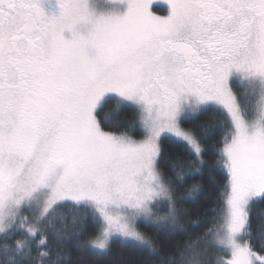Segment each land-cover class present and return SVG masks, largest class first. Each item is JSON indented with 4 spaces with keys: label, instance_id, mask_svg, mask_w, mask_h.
<instances>
[{
    "label": "snow or ice",
    "instance_id": "6c2138e0",
    "mask_svg": "<svg viewBox=\"0 0 264 264\" xmlns=\"http://www.w3.org/2000/svg\"><path fill=\"white\" fill-rule=\"evenodd\" d=\"M165 2L166 15L154 0L98 15L56 0L49 15L44 0H0V264H65L69 246L104 253L114 238L160 264H264L246 243L264 249V208L250 219L264 204V0ZM127 110L143 139L105 130ZM205 172L218 227L203 248L231 259L191 242L161 256L137 222L186 232L177 206Z\"/></svg>",
    "mask_w": 264,
    "mask_h": 264
},
{
    "label": "trees",
    "instance_id": "16d2710c",
    "mask_svg": "<svg viewBox=\"0 0 264 264\" xmlns=\"http://www.w3.org/2000/svg\"><path fill=\"white\" fill-rule=\"evenodd\" d=\"M109 107H111V105H109ZM133 116L134 114L131 110L123 111L119 116L121 127L116 129L105 128V130L113 131L117 135L126 134L132 139H142L143 134L141 124L138 121L133 126H129L128 124V121L132 120ZM206 118V114H202L199 117L194 118L191 123H199L204 121ZM215 139L218 140L219 136L217 135ZM162 148L165 150L166 158L161 166L165 171H167V156L171 155V150L169 149L167 142L163 141V139ZM208 158H211L210 155ZM201 179L203 191L194 199H189L185 203L177 206L180 212V219L184 223L186 232H176L169 235L171 232L170 228L154 230L145 223L138 222L140 232L145 234L146 238H149L162 246L161 256L174 255L177 251V245L183 246L188 242L193 244L200 243L202 246L201 250L203 252L205 233H211L207 236V241L214 236L218 225L213 223L212 215L210 213L206 214L205 210L210 207H214V205L211 204L209 194L211 193L214 195L216 188L213 185V182L209 179L207 172H205L203 178L198 175L187 178V183L184 185V188L187 189L197 181H201ZM216 182L218 185H222L224 183L223 177L217 174ZM261 208H264V204H257L255 206V212L250 214V219L254 229L258 223L257 213ZM185 211L187 214H185ZM159 214L163 216L166 215V212L162 209ZM189 221L191 223H188ZM193 225H198V227H193ZM95 229L96 225L90 223L87 231L82 236V240L85 243H87L89 235L95 232ZM198 238L200 239L198 240ZM9 243H11V241H9ZM246 243L249 244L257 255L264 257V249L260 247L257 240L250 239L247 240ZM69 247V258L65 261V264H160V257H149L141 248L131 243H125L119 238L113 239L109 249L104 253H99L87 247ZM53 250L57 251L58 249L53 246ZM53 259H56V257L54 256Z\"/></svg>",
    "mask_w": 264,
    "mask_h": 264
},
{
    "label": "rangeland",
    "instance_id": "374dc122",
    "mask_svg": "<svg viewBox=\"0 0 264 264\" xmlns=\"http://www.w3.org/2000/svg\"><path fill=\"white\" fill-rule=\"evenodd\" d=\"M111 2H112V0H92V6L98 15L104 14V13L111 12L114 9V7H117V6H114ZM154 3H156L159 6L166 4L165 0H154ZM163 7H165V6H163ZM118 9H119V12L122 14L124 11H126V5H119ZM160 10L153 9V11L157 15H166L167 14V13L162 14L163 12H160ZM165 12H167V11H165ZM78 28L81 32H86L85 28L79 27V26H78ZM65 36H66V38L71 39V32H66ZM135 140H140V139H135ZM137 228H138V222H137ZM138 230H139V228H138ZM214 237H215V234H214V236L211 237L210 240H208V244L215 243ZM114 239H116V238H114ZM219 247H221V246L217 244L216 247H210L209 246L206 248V250L203 251L204 252L203 254L205 255V257L207 258V260L209 262L214 261L216 258H222L224 260L231 259L230 254H228L226 252L218 251L217 249ZM257 256H259V255H257ZM259 257H262V256H259Z\"/></svg>",
    "mask_w": 264,
    "mask_h": 264
},
{
    "label": "flooded vegetation",
    "instance_id": "af4514ba",
    "mask_svg": "<svg viewBox=\"0 0 264 264\" xmlns=\"http://www.w3.org/2000/svg\"><path fill=\"white\" fill-rule=\"evenodd\" d=\"M163 6H165V7H163ZM43 7L45 8L46 12L49 15L58 14V5L56 3V0H44ZM153 9H155V10L161 9L160 12H163L162 14H166L167 12H165V11H167V4L159 6L156 3H154Z\"/></svg>",
    "mask_w": 264,
    "mask_h": 264
}]
</instances>
